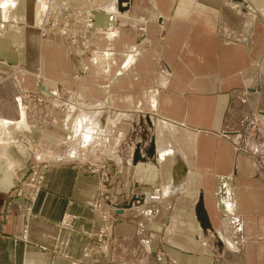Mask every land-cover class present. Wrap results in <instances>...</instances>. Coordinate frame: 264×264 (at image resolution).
Returning a JSON list of instances; mask_svg holds the SVG:
<instances>
[{"label":"crops","instance_id":"1","mask_svg":"<svg viewBox=\"0 0 264 264\" xmlns=\"http://www.w3.org/2000/svg\"><path fill=\"white\" fill-rule=\"evenodd\" d=\"M51 1L76 12L100 5L90 30L86 15L67 29L81 24L114 63L74 79L70 47L41 34L46 0H0V87L12 75L17 90V117L0 115V264H98L99 204L116 219L105 264H264V121L249 115L264 114V0L247 1L257 16H242L240 42L218 34L230 0H128L123 12L117 0ZM39 76L52 105L65 104L62 129L28 122L18 92ZM80 115L90 120L79 130ZM138 125L150 133L138 138ZM73 130L97 143L22 185L41 142L57 146ZM128 131L138 133L123 157ZM137 148L144 162L133 161ZM99 156L107 177L64 162Z\"/></svg>","mask_w":264,"mask_h":264},{"label":"rangeland","instance_id":"2","mask_svg":"<svg viewBox=\"0 0 264 264\" xmlns=\"http://www.w3.org/2000/svg\"><path fill=\"white\" fill-rule=\"evenodd\" d=\"M48 1L49 0H46V3H45L46 14H45V21L43 22L42 27H41V34L45 37H47L48 35L59 34L60 36L58 37H61V39H56V40L58 42H63L64 45H68L70 47L71 61L75 63L78 67V69H76V71L72 73L73 78L76 79L82 75L87 74L90 66H95V65L98 66L100 64H103V69H106V70L110 69L111 65H113L114 63L113 54L112 53L109 54V52L106 51V49L105 51H103V49H98L94 40L88 38L89 36H85L87 32L84 31V29L82 28L83 26L81 24H78L79 28L81 27V30L78 31L79 34L77 33V31H69L67 29L69 26H71L70 22L72 19L82 20L83 17H85L86 15L87 21L85 25H86L87 30H90L88 28V24L93 18V16L95 15L94 12L100 5L93 4L95 7H93L92 5L91 6L89 5L87 9H80V11L76 12V11L65 10L68 8L71 9V7H69L68 5L64 3H55L54 1L52 2L50 0V3L53 4V7L50 10L49 8L51 4L48 3ZM236 2L239 3L238 5L241 11H238V9L230 7L229 4H231L232 2L228 1L227 5L225 4V7L223 8L226 14V15L224 14L225 22L219 23L218 25V34L226 42H240L243 40V33H242V28H241L242 27V24H241L242 16H246V15L257 16L252 13L253 11L252 3L250 5L249 4L247 5L246 0H240ZM117 7L118 8L122 7L121 10L126 9V7H123L120 5V0L117 3ZM107 10H109V6ZM257 10L259 13L258 16L264 20V10L262 11L258 8ZM62 37H63V41H62ZM111 37H112L111 35H108L106 37L107 42H110V43L112 42ZM108 46L109 47H107V49L110 48V44ZM135 56H136V53H132L131 57H127L126 64L130 65V63L134 60ZM24 66L25 65H21V67H24ZM12 72H9V73L11 74ZM34 80H35V84L33 82V84L26 85L25 87H23V92H21L20 90L18 92V95L21 96L22 98L21 102H22V106L25 107L28 122L32 123L33 125L37 127L39 126V128L42 130H45L47 128L46 131L50 129H54V128L62 129L60 125L62 124L61 119L63 118L65 104H63L61 108L54 107L52 105V100L48 97V94H45L43 92L42 85L45 83L44 79H42V77L39 76L37 78L35 77ZM251 84H253V86L251 85L250 87L252 89L253 88L255 89L256 88L254 86L255 84L254 83H251ZM14 89L15 88L13 87V78L11 75L10 78L8 79V82L6 83V86L0 87V115L10 116L13 118L17 117V108L15 106V100H14L15 99L14 97L16 96L15 91L17 92V90H14ZM59 89L61 92L60 94H62L61 95L62 101L67 102L68 96L70 94L69 91L68 90L62 91L63 87L61 86V84H59ZM262 90L264 92V89L261 88V91ZM253 100L254 99L250 100V102L253 103ZM249 115H250V121H254L253 124L254 123L257 124L256 120H258V124L264 121L263 113L254 114L252 113V111H250ZM254 115H256L255 119H253ZM250 121L248 122L249 124L251 123ZM257 126L258 125H256V127ZM138 127L139 128H136V130L139 133L141 132V135H138V138L144 137V135L148 132L150 133L149 131L150 128L148 126L147 127L145 126V128H141V127H144V125L143 126L138 125ZM146 128L147 130L148 129L149 130L148 132L144 133ZM253 131H257V128H255V130ZM72 133L73 134L71 136L68 135L67 137L63 138L61 142H59L57 146H54V147H52L48 143L40 141L41 147L39 151H37L35 154L37 155V157L38 156L40 157V159L37 158V161L39 160L41 162L37 163L31 157V159L29 160L30 169H29V172L26 178L21 182L22 185L28 188L38 186V184L40 183V181H38L40 174L42 173L41 176H43L47 167L51 163H53V161H50L51 159L65 157V156L72 157L73 152L76 154L80 153L77 150L75 152L74 148L79 149L81 144H87L89 142L97 143L96 139L88 141L85 138H82L80 132L76 133L73 130ZM136 133L134 131V134L131 135V133L128 131L127 134L123 136L124 139L121 142V146H122L121 151H123V154H122L123 157H126L127 154L125 153V151L127 150L129 151V148L131 145L130 143L131 139L136 138L135 137ZM57 137L61 138L60 136H57ZM91 139H93V137ZM83 140H86V141L82 142ZM25 142L26 144H30L28 143V141H25ZM32 156H34V154H32ZM91 158L92 157L90 156V159ZM98 158L100 159H97L95 161H90L89 159L80 161L78 159L67 158L64 160V162L66 161V162H77L80 164L82 163L83 165L86 166V169L89 172L91 173L100 172L103 176L105 175L107 177L108 173L106 172V170L108 171L109 168L108 167L106 168L105 164L103 163L105 160L103 161L101 156H99ZM109 161L111 165L114 163L112 160H109ZM102 189H104V191H108V186L105 184V188H102ZM110 202L112 203L113 199L109 200L108 203ZM102 209L103 211L99 210L101 222L103 221L102 218H103L104 212L106 211L110 212L109 213L110 216H113V213H111V211L108 208L106 209L102 208ZM115 222H116V219L114 221V225L116 224ZM102 229H103V225L101 224L99 226V229L94 235L95 246L93 249L94 251L93 253L95 255L94 256L95 260L98 264H105L109 260L110 261L113 260V257H112L113 244L112 246L110 244L111 248L109 247L110 248L109 253H111V256L110 254L109 255L103 254V251L101 250L102 244H101V241L98 240V234Z\"/></svg>","mask_w":264,"mask_h":264},{"label":"built area","instance_id":"3","mask_svg":"<svg viewBox=\"0 0 264 264\" xmlns=\"http://www.w3.org/2000/svg\"><path fill=\"white\" fill-rule=\"evenodd\" d=\"M255 118H256V115L253 116V119H255ZM41 175H42V173L40 174L38 181L41 180V178H42ZM97 208H98V210H102L103 211V209H102V207H101L100 204L97 205ZM109 213L110 212H107V211L104 212V215H103V218H102L103 219V221H102L103 229L98 234V240L101 241V244H102L101 250L103 251V254H105V255L106 254L108 255L109 250H110V248H111V246L113 244L112 241L115 240L114 235H113V232L111 233V230H109L106 227L107 224H105V223L111 221L112 222V228H113L115 218L113 216H110ZM110 244H111V246H110Z\"/></svg>","mask_w":264,"mask_h":264},{"label":"bare ground","instance_id":"4","mask_svg":"<svg viewBox=\"0 0 264 264\" xmlns=\"http://www.w3.org/2000/svg\"><path fill=\"white\" fill-rule=\"evenodd\" d=\"M118 1L119 0H117V3H118ZM121 2H120V5L122 6V4L123 3H127L128 2V0H120ZM231 2H233V3H235L236 5H238L239 3H237L236 1H240V0H230ZM248 0H246V2H247ZM48 3H50V0L48 1ZM51 5H50V10H51V8L53 7V4L52 3H50ZM123 7H126V9H127V5H125V6H123ZM238 7H239V5H238ZM115 7H113V9H114ZM232 8H235L236 9V7H232ZM119 10H120V8H118ZM126 9H124V10H120V11H125ZM253 10H255L254 8H252ZM49 10V11H50ZM65 10H67L68 11V9H65ZM255 13V12H254ZM104 107V106H103ZM90 119L89 118H87V116L86 115H80L78 118H77V120H76V129H81L82 127H83V124L84 123H86L87 121H89ZM166 125V124H165ZM78 132V131H77ZM89 137V136H88ZM151 145H152V147H153V144L151 143ZM153 149V152H151L150 154H148L149 156H151V155H153L154 154V148H152ZM137 150V152H138V157H140L141 156V154H140V152H139V148H137L136 149ZM134 155H135V153H134ZM134 155H133V161L135 162V163H137V162H144L145 161V157H143V156H141L142 158H138L137 160H134ZM36 162L37 163H39V162H41V161H37V159H36ZM113 205V207H114V209H116V204H112ZM105 224H107V228L109 229V230H111V233H112V222L111 221H109V222H107V223H105ZM104 224V225H105ZM202 228H206L205 226L204 227H202ZM109 236V235H108ZM231 236V235H230Z\"/></svg>","mask_w":264,"mask_h":264},{"label":"water","instance_id":"5","mask_svg":"<svg viewBox=\"0 0 264 264\" xmlns=\"http://www.w3.org/2000/svg\"><path fill=\"white\" fill-rule=\"evenodd\" d=\"M121 2V1H120ZM120 8V10H121V8L122 7H119ZM153 147H152V145H151V147L149 148V150H148V154H150L151 152H153V149H152ZM138 152H137V150L135 151V155H134V160H137L138 158H142L141 156L140 157H138Z\"/></svg>","mask_w":264,"mask_h":264}]
</instances>
